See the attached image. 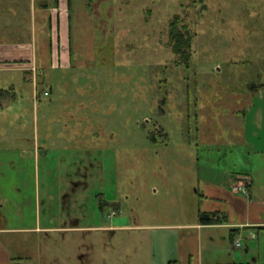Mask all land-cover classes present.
<instances>
[{
	"label": "rangeland",
	"instance_id": "obj_1",
	"mask_svg": "<svg viewBox=\"0 0 264 264\" xmlns=\"http://www.w3.org/2000/svg\"><path fill=\"white\" fill-rule=\"evenodd\" d=\"M48 1L42 8L38 0H21L18 12L36 22L30 30L38 49L45 37L41 29L58 2ZM68 1L74 57L93 62L79 85L70 77L58 81L57 71L50 70L51 87L39 84L36 100L33 85L24 81L26 71H1L0 89L12 79L26 85L1 98L0 117L14 120L0 121V128L30 139L38 133L42 146V132L59 133L68 125L78 141L104 151L94 161L95 153L87 150L78 168L69 144H52L57 148L47 151L41 165H64L71 183L65 197L57 193L62 186L41 176L42 215L50 206L59 216L55 227L72 228L78 220L82 229L23 236L22 244H39L38 255L19 262L150 264L147 226L173 224L181 212L194 211L195 172L203 175L205 166L224 173L245 170L249 148L243 138H254L248 103L264 97V87L253 94L248 89L264 84V0H63L65 6ZM175 16L194 34L187 67L177 64L167 44ZM38 56L49 57L44 49ZM69 113L76 115L70 119ZM66 209L71 217L63 219Z\"/></svg>",
	"mask_w": 264,
	"mask_h": 264
},
{
	"label": "crops",
	"instance_id": "obj_2",
	"mask_svg": "<svg viewBox=\"0 0 264 264\" xmlns=\"http://www.w3.org/2000/svg\"><path fill=\"white\" fill-rule=\"evenodd\" d=\"M38 3L42 8L50 5L48 0H38ZM21 4V0H0V72L16 75L19 71H26L24 81L33 85L35 99L39 84H48L53 79L50 70L79 79L93 61L85 59L83 62L77 57L76 61L74 57V28L69 1L65 6L63 0H58L56 8L51 10L47 27L41 29L45 37L40 39L39 49L32 39L35 33L30 30L36 22H29L28 17L26 21L23 19L22 12L18 13L22 10ZM40 49L49 55L45 60H38ZM22 81L12 79L5 82L4 89H0V100L6 95L15 96V88L26 85ZM260 97L248 103L247 111L254 126L251 136L254 138H243L244 145L249 148L248 160L243 166L245 170L224 173L205 166L202 169L207 172L203 175L195 172L191 187L194 211L181 212L178 216L181 220L173 224L147 226V240L153 253L150 264H264V97ZM249 117L242 119L245 126ZM6 120L14 119L0 117L1 122ZM21 134H8L0 128V264H21L19 260L37 257L39 244L32 243V239L22 244V238L27 234L40 237L82 229L77 220L72 228L62 224L55 227L54 222L59 216L50 206L42 215L45 208L40 197L41 176L58 188L62 186L57 193L62 191L65 197L68 194L65 188H69L71 180L65 175L64 165L53 170V164L41 165L46 158L39 156L38 133L33 139ZM55 134H42L47 150L57 148L52 144L64 143ZM200 169L198 164L194 165L195 171ZM243 178L249 181L246 192L234 189L243 184ZM63 211V219L71 217L66 214L67 209ZM47 245L46 251L50 249L49 242Z\"/></svg>",
	"mask_w": 264,
	"mask_h": 264
},
{
	"label": "trees",
	"instance_id": "obj_3",
	"mask_svg": "<svg viewBox=\"0 0 264 264\" xmlns=\"http://www.w3.org/2000/svg\"><path fill=\"white\" fill-rule=\"evenodd\" d=\"M193 38H194V34L191 33L189 26H188V23H184V21H181V19L178 16H175L171 20V22L169 23L167 44L170 47V52H171L172 56L175 57V59H177V64L180 63V64H185L186 67L188 66L187 64L189 63L191 56L193 54V50H192ZM177 64H175V65H177ZM21 67H25V66L22 65ZM61 74L60 73L55 74L56 77L58 76V81L63 82L64 80L69 79V76H62L61 77ZM56 77H55V79H56ZM43 78H44V76H43ZM52 80H54V78L51 79L48 84L47 83H41V84H46V85L51 87L50 84H51ZM73 80L77 85H79L78 81L81 79L80 78L79 79H72V81H70V82H73ZM43 81H44V79H43ZM64 84L65 83H62L60 85H64ZM263 87H264V84H262V83H260V84L252 83L248 86V89H249L250 93L253 94V93L259 91ZM79 89H80V87H79ZM50 90H51V88H50ZM63 114H65V113H63ZM74 115H76V113H74V114L69 113L70 119H73L75 117ZM66 121H68V119H66L65 122ZM52 132L53 131L48 130L47 132H42V134H47V133L52 134ZM77 134H78L77 131H74V130L69 131L68 125H65L64 130L59 132V133L57 132V134H55V136L59 139L61 138L64 141V145H66L65 143L70 145V147L72 149V153H74L73 154L74 163L78 164L77 165L78 168H81L82 164L85 163V157H87V154H88L87 150H92L95 153L94 155H92L94 157V161H98L100 152H103L104 148H102V150H99V149H101L100 147H94L91 144H84L85 142L78 141L77 140ZM41 138H42V135H41ZM82 143H83V146H81ZM46 144H47L46 140L44 138H42V142H41L42 146H39V156H40V158H46V160H47V156H48L47 151L48 150H47ZM66 147L68 148L67 145H66ZM67 148H65V149H67ZM96 148L98 150L95 151ZM81 154H82V157L80 156ZM97 154H99V155H97ZM76 155H78V156H76ZM41 161H42V159H41ZM77 174L80 177L82 176V174H83V177H86L85 172L83 171V173H82L80 169H77ZM74 184L77 185L76 183H74ZM75 225H76V223H75ZM75 225H73V226H75Z\"/></svg>",
	"mask_w": 264,
	"mask_h": 264
},
{
	"label": "built area",
	"instance_id": "obj_4",
	"mask_svg": "<svg viewBox=\"0 0 264 264\" xmlns=\"http://www.w3.org/2000/svg\"><path fill=\"white\" fill-rule=\"evenodd\" d=\"M44 96H48V91H44ZM38 98V93H37V90H36V92H35V99H37ZM242 181H243V184L241 183V185H237V186H235V188L234 189H236V190H238V191H241V192H246V185L249 183V181H248V179H246V178H243L242 179ZM117 214V212H112V214L111 215H116ZM239 245V243H237V246Z\"/></svg>",
	"mask_w": 264,
	"mask_h": 264
}]
</instances>
